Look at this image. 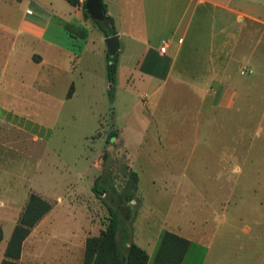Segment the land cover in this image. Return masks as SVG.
<instances>
[{"label":"rangeland","instance_id":"1","mask_svg":"<svg viewBox=\"0 0 264 264\" xmlns=\"http://www.w3.org/2000/svg\"><path fill=\"white\" fill-rule=\"evenodd\" d=\"M26 1L18 3L17 18ZM58 1L66 7L69 5L65 0ZM27 6L34 12L29 17L40 10L34 3ZM55 8L64 14V7ZM201 12L193 11L191 33L194 35L189 34L185 41L180 61L185 60L186 50L194 46L199 47V52L207 51L210 42L206 38L211 40V30L216 32L219 28V16L212 26L209 14L203 18V29L197 32L207 41L195 42L196 29L200 28L195 20ZM249 12L263 22L253 23L257 32L246 19L235 28L240 32L230 64V84L237 92L235 103L231 108L208 110L203 121L208 132L205 138L193 137L202 125L196 126L194 113L174 89L160 91L161 107L154 112L157 120L144 119L143 114L149 109L140 104L146 88L133 71L137 59L126 58L127 64L123 63L124 68L119 70L114 84H110L105 67L107 48L96 39L94 53H88L71 75L76 89L70 100L20 107L31 116L6 117L2 121L4 132L1 133L6 135L8 143L14 142V150L0 148V157L5 159L1 170L7 173L6 179L11 178L10 186L3 180L0 188L11 191L15 200L25 194L26 187L28 192H34L33 188L48 198L53 209L43 225L49 234L55 235L50 241L54 247L60 244L56 235L74 224L73 216L82 221L81 211L96 209L108 215L106 203L110 202V192L98 196L91 188L95 179H108L107 171L111 168L110 181L120 190L128 157L130 167L138 175V190L122 210L121 220L124 227H130L131 215L137 211L134 233L131 231L136 244L145 248L158 229L177 225L182 235L187 231H207L213 238L212 251L217 250L220 255L223 251L226 259L235 258V264H249L254 255L264 256V238L254 244L250 235L241 230L250 222L264 221V6H251ZM220 18L232 20L233 16ZM58 23L51 22L47 33L51 39L63 41L71 30ZM219 38L214 37L213 43L217 44ZM232 43L233 40L229 41L227 48ZM247 58L251 61L252 74L246 67ZM67 77V73H61L59 81L54 83L55 97ZM190 77L181 75L177 79L188 82ZM180 92L184 95L186 90ZM118 125H124L122 136L111 138L107 144V136L119 132ZM222 151L230 156V163L238 162L241 167L238 173L223 171V185L221 180L211 178L220 172L213 167ZM227 164L230 165L229 162L224 165ZM217 244H222L221 251ZM200 255V246L193 242L183 264H199Z\"/></svg>","mask_w":264,"mask_h":264},{"label":"crops","instance_id":"2","mask_svg":"<svg viewBox=\"0 0 264 264\" xmlns=\"http://www.w3.org/2000/svg\"><path fill=\"white\" fill-rule=\"evenodd\" d=\"M22 1L0 0V133L4 132L1 125L6 117L9 119L31 116V114L27 116L20 107L33 104L54 105L58 100H70L76 89L71 75L88 53H94L95 39L106 45V36L94 22L95 20L89 15V17L84 15L83 5L72 6L68 3L66 7L58 0H25V8L17 18L18 3ZM29 3H34L40 8L34 17H29L34 15L33 10L27 6ZM102 4L105 5V16L109 15L113 19L119 40L116 75L121 68H124L123 63L127 64L126 58L137 59L136 64H133L135 65L133 71L137 73L146 88L142 92L140 104L149 109V112L143 114L144 119L148 117L150 122L156 121L154 112L161 107L160 91L166 88L174 89L182 99L185 98L184 103L194 113L196 126L200 128L202 125L200 131H195L193 137L205 138L208 132L205 131L203 121L208 117V110L216 107L231 108L236 100L237 92L230 84L232 82L230 64L233 61L234 49H237L238 40L240 41V32L235 31V28L243 19H246L250 22L249 26L254 27V32H257L254 24H262L263 21L249 11L251 6H264V0H102ZM55 6L62 9L64 7V14H60ZM197 10L202 12L195 20V23L200 25V28L196 29L195 42L205 40L197 33L203 29L204 17L211 15L213 22L211 24L214 26L219 16L217 20L219 28L216 32L214 29L211 30L213 32L211 40L206 38L208 43L210 42L207 45V51L199 52L197 50L199 47L194 46V50L193 48L186 50L185 60L180 61L185 41L189 34L194 35L191 33L193 11ZM225 15L233 16V19L220 18ZM54 16L57 19L53 20ZM56 20L63 28L71 30L67 31L68 34L64 36L63 41L53 40L48 36V27ZM214 33H216L215 36ZM217 35L220 38L216 44V41L215 43L213 41ZM232 40L233 43L227 48L229 41ZM163 41L166 48L164 52H161L160 47L164 44ZM105 52L107 53V50ZM245 62L252 74L251 61L247 58ZM61 73H67L68 77L56 98L52 88L54 83L59 81ZM181 75L193 76L188 82H180L178 79ZM70 87L72 92L68 95ZM182 89L186 90L184 95L180 92ZM123 129L124 125H118L119 132L116 137L122 136ZM5 137V134H0V148H5L6 151L14 150L12 148L14 142L8 143ZM220 154L217 156V165L213 167L220 172L211 178L221 180L223 185L225 184L223 171L232 170L238 173L241 167L238 162L230 163V156H226L223 151ZM4 160L0 157V165L3 166ZM126 160L127 168L132 170L130 158L126 157ZM226 162L230 165H224ZM220 163L222 165H218ZM6 174L0 167V181L5 180V185L10 186L11 178L6 179L4 176ZM28 189L26 187L25 196L17 197L15 200L11 191L0 188V226L2 228L0 262L4 258L5 247L19 214L27 201L30 193ZM32 191L48 200L46 196L33 188ZM60 199L58 197V200ZM52 209L38 221L23 241L20 263L80 264L85 239L88 236L98 235L104 229L108 217V215L104 216L105 211L102 210L99 213L96 209L81 211L82 221L73 216L74 224L56 235L60 237V244L54 247L50 241L55 235L49 234L50 232L43 225ZM122 218L121 212L120 219ZM136 219L137 211L130 226L132 232ZM123 224L121 220V225L124 226ZM172 227L174 228L158 229L155 236L146 244L147 248H143L148 254L147 264L152 263L160 237L166 230L189 240V246L181 264L187 259L193 242L201 248L199 264H235V258L226 259L224 252L221 251L222 244H217L221 255L217 250L212 251V235L206 234L207 231L204 229L200 232L187 231L188 234L182 235L180 226ZM241 230L250 235V241L257 244L258 240L261 241L264 238V232L262 233L264 221H254L252 224L250 222ZM249 264H264V256L254 255L249 260Z\"/></svg>","mask_w":264,"mask_h":264},{"label":"trees","instance_id":"3","mask_svg":"<svg viewBox=\"0 0 264 264\" xmlns=\"http://www.w3.org/2000/svg\"><path fill=\"white\" fill-rule=\"evenodd\" d=\"M72 6L83 5L85 0H65ZM104 10H105V5ZM84 15L89 17L84 9ZM102 30L105 36L116 34L114 22L111 16L106 15L105 21H94ZM107 80L114 84L116 79V68L118 54L110 58L106 53ZM72 92V87L68 95ZM110 99L113 98L111 90ZM117 136V131L111 132L106 143L109 144L111 138ZM106 156V153H103ZM124 176L121 189L117 190L110 178H112L111 168L107 171L108 179H95L92 192L95 195H105L110 192V202H105L108 209V217L104 229L98 235L88 236L85 239L83 264H147L148 254L136 244L131 238V227L122 226L120 215L126 204L135 198L137 192L138 175L135 171L124 167ZM52 205L37 193H30L24 208L14 226L4 250V258L0 264H23L20 263V254L23 241L30 233L31 229L50 211ZM136 213V212H135ZM135 213H132L133 220ZM2 239V228L0 226V241ZM189 246V240L171 231H164L160 237L156 254L151 264H181Z\"/></svg>","mask_w":264,"mask_h":264},{"label":"water","instance_id":"4","mask_svg":"<svg viewBox=\"0 0 264 264\" xmlns=\"http://www.w3.org/2000/svg\"><path fill=\"white\" fill-rule=\"evenodd\" d=\"M84 8L93 20L100 22L105 21V12L103 9L102 0H85ZM105 43L107 48V55L110 58H113L119 49L118 36L116 34L106 36Z\"/></svg>","mask_w":264,"mask_h":264},{"label":"built area","instance_id":"5","mask_svg":"<svg viewBox=\"0 0 264 264\" xmlns=\"http://www.w3.org/2000/svg\"><path fill=\"white\" fill-rule=\"evenodd\" d=\"M163 45L160 47V51L161 52H164L165 51V48H166V46H165V41H163Z\"/></svg>","mask_w":264,"mask_h":264}]
</instances>
